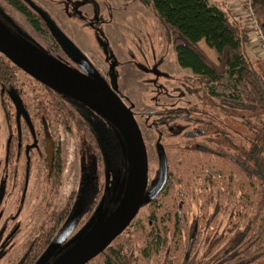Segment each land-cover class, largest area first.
<instances>
[{
    "label": "rangeland",
    "instance_id": "1",
    "mask_svg": "<svg viewBox=\"0 0 264 264\" xmlns=\"http://www.w3.org/2000/svg\"><path fill=\"white\" fill-rule=\"evenodd\" d=\"M31 1L54 21L52 26L44 25L42 33L36 32L24 15L6 0H0V15L46 52L52 50L54 37L62 35L60 41L75 57L70 65L73 68L77 66L76 62L81 65L87 63L88 55L84 52L85 48L66 37L63 29L72 33L82 27L92 30L97 27L99 37L105 41L101 40L108 57L107 65L90 66L107 80L119 97L122 95L140 125L148 152V189L160 176L161 150L165 151L171 191H162L154 200L143 205L118 243L112 242L109 247L118 249L124 243L126 248L121 254L126 255V251L133 254V264H168L171 260L176 263L184 258L191 231L197 228L198 236L192 254L199 262L207 260L210 243L214 241L219 246L225 241L236 224L243 221L238 218L241 211H253L256 206L254 200L260 197L257 195L260 184L248 185L242 178L244 185L236 186L234 173L231 169L222 168L223 160L218 155L207 156L187 148L201 143L214 148L221 143L220 147L234 153L238 150L234 142L241 144L244 136L250 134L251 123L248 127L241 117L244 111L226 110L220 100L208 92L212 89L217 94L228 95L233 91V82L225 77L221 84L201 83L190 69L181 67L173 48L171 31L144 0H72L74 4H70V10L73 7L83 10H78L80 15L73 16V19L62 4L58 5L53 0ZM97 6H100L99 13ZM92 11L97 12L95 17L91 16ZM77 18L81 20L74 21ZM76 34L79 36L77 31ZM80 39L84 40V37ZM91 46L93 52L98 51L93 44ZM17 74L31 105L36 99L49 101L55 96L50 89L38 85L34 87L35 79L23 70L17 69ZM29 78L31 84L27 81ZM67 104L75 108L76 125L70 134L59 127L67 143L63 148L66 182L61 188V201L73 188L78 191L79 182L85 180L91 182L93 199L90 211L77 222L75 233L79 235L87 222L104 210L116 178L124 175L125 149L121 134L90 107L69 99ZM245 114L254 125L259 124L260 119L255 115ZM54 123H57L56 119ZM3 125L4 112L0 102V127ZM171 126L173 129H170ZM197 130L203 131V134L200 135ZM96 153L99 158H96ZM190 158H194V162L200 159L204 164L192 171L184 162H189ZM85 164L96 174L90 177L81 174ZM240 177L238 180H241ZM125 179L124 175L117 195L124 189ZM84 200L82 196L83 203ZM180 204L183 211L176 212L175 208ZM157 215L163 220V226L150 224L155 216L157 219ZM175 215L182 217L185 224L176 232L167 222L174 220ZM260 224L264 227V216ZM102 261L96 259L92 264H102Z\"/></svg>",
    "mask_w": 264,
    "mask_h": 264
},
{
    "label": "flooded vegetation",
    "instance_id": "2",
    "mask_svg": "<svg viewBox=\"0 0 264 264\" xmlns=\"http://www.w3.org/2000/svg\"><path fill=\"white\" fill-rule=\"evenodd\" d=\"M6 1L24 15L25 20L36 32H44V25H54V21L50 16L42 8L40 9V7L34 5L31 0H24L26 3L23 0ZM53 1L58 5L62 4L63 9L72 19L73 16L80 15L79 11H83L75 7L70 10L68 7L71 3L74 4L72 0ZM107 3L109 4V2ZM82 4L86 3L83 2ZM21 6L25 7L27 12H24ZM97 9L99 13L100 6H97ZM96 13V11H92L91 16L95 17ZM0 19L8 25L10 30H14V34L30 41L9 22L8 24L2 15H0ZM75 20L79 21L81 19L77 18ZM63 32L67 38L79 47L85 48L84 52L88 55V59H86L88 64L81 65V63L76 62L77 66L75 68L70 66L74 63L72 60L75 57L60 41V36H62L60 34V36L54 37L52 50L48 53L82 75L90 77L94 73L100 75L91 66L96 67L102 65V63L107 65L106 58L108 57L103 49L104 43L102 42L105 41L99 37L97 27L94 30L82 27L72 33H68L63 29ZM81 36L84 37V40L80 39ZM91 44L97 47V52L91 50ZM123 62L125 63V61ZM30 77L35 79L34 87L38 85L50 89L55 92V96L49 98V101L41 98L36 99L35 103L31 105L26 89L18 81L17 91H14L21 98L23 107L18 109L16 106L10 95L12 89L7 90L10 98V113L8 116H6L1 103L4 112V125L0 127V264L54 263L79 237L93 226L97 215L101 213L99 212L95 217H92L79 235L75 233L79 218L89 212L93 205L90 180L79 182L78 191L73 188L67 197H64V201H61V188L66 182L64 178L66 162L64 161L63 148L67 143L65 137L61 136L59 127L61 126L66 133L70 134L76 125L75 108L71 104H67V99L84 102L65 95L50 86L48 87V85L31 75ZM104 80L107 82L106 79ZM27 81L31 84L30 78ZM2 92L4 93L5 90L0 87V102L2 101ZM120 96L122 97V95ZM122 100L126 101L123 97ZM99 116L118 132V129L107 119L101 115ZM55 119L57 123H54ZM170 129H173L172 126ZM87 145L90 146L88 142ZM95 155L96 158H99L97 153ZM83 168L81 174H84L85 177L96 174L95 171L92 173L86 167V164ZM124 175L126 178L127 174L124 173ZM124 175H120L121 178ZM114 190L115 184L108 200H106L107 202H105L103 211L107 209L110 213L111 205L120 202L124 189L119 195H117V191L116 194H113ZM82 196L85 199L84 203ZM182 220H180L179 225L184 226ZM150 224H152V221H150ZM46 228L49 229L46 230ZM196 230L197 228H195V232ZM150 238L152 244V234ZM126 252V257L129 259L126 264H133L134 255L128 253V251ZM149 252L151 255L152 245ZM102 264H105L104 260Z\"/></svg>",
    "mask_w": 264,
    "mask_h": 264
},
{
    "label": "trees",
    "instance_id": "3",
    "mask_svg": "<svg viewBox=\"0 0 264 264\" xmlns=\"http://www.w3.org/2000/svg\"><path fill=\"white\" fill-rule=\"evenodd\" d=\"M144 2L153 8L162 23L171 31L173 48L180 66L190 69L196 78L205 84H221L222 80L228 77L233 82V91L230 94H217L212 89L208 92L217 97L226 110L244 111L241 113L242 119L248 127L251 123L250 134L244 136V142L241 144L234 142L236 149L242 152L234 150V153H229L220 147L221 143H217L218 147L214 148L205 143L189 145L188 150L201 152L207 156L218 155L223 160V165L220 163L222 168L231 169L234 173L236 186L244 185L243 179L248 185L257 186L259 183L261 186V189L257 187V195L260 197L254 200L256 206L253 211H241L238 218L243 221L236 224L235 230L229 232L228 238L219 246L214 241L210 243V250L206 254L207 260L199 262L192 254L198 236L193 228L188 245L185 247L184 258L178 259L176 263L171 260L168 264H264V227L260 224L264 216V118L262 119L264 56L255 61L249 57L248 43L251 42L252 35L248 24L235 18L221 3L210 4L208 0H144ZM252 8L264 35V0H253ZM21 9L27 12L25 7L21 6ZM12 31L15 33L14 30ZM202 40H205L208 47L216 52L218 62L213 61L202 49L200 46ZM17 69L19 68L0 53V87L5 90L1 94V103L6 116L10 113V98L7 90L12 89L10 91L14 93L17 91L19 81ZM245 112L259 118V124L254 125L248 117L246 118ZM197 131L200 135L203 134V131ZM124 160V173L127 174L126 154ZM184 162L192 171L204 164L200 159L194 162V158ZM238 177L241 180H238ZM158 179L151 185L149 192L151 194L147 193L150 197L144 200L143 205L147 204L149 199L154 200L162 191H171L168 171L165 175L160 172ZM118 204L119 202L111 205L110 211L115 210ZM175 209L176 212L183 211L181 204ZM173 218L174 220L170 222L166 221L176 232L177 228L180 230L179 222L182 217L175 215ZM152 222L163 226L161 224L163 220L158 215L157 219L156 216L152 219ZM122 235L113 243H118ZM123 244L118 249L107 247L87 264H92L96 259L104 260L105 264H126L129 261L126 255H122V249L126 248Z\"/></svg>",
    "mask_w": 264,
    "mask_h": 264
},
{
    "label": "water",
    "instance_id": "4",
    "mask_svg": "<svg viewBox=\"0 0 264 264\" xmlns=\"http://www.w3.org/2000/svg\"><path fill=\"white\" fill-rule=\"evenodd\" d=\"M0 53L14 65L45 85L84 102L107 119L122 136L128 171L123 196L112 212L99 213L93 226L52 264H87L102 253L130 225L149 198L148 152L140 125L127 104L99 75H82L31 41L14 34L0 19ZM11 97L18 109L23 107L17 93ZM161 172H167L165 151L161 150ZM121 176L116 178L115 190ZM150 200V199H149Z\"/></svg>",
    "mask_w": 264,
    "mask_h": 264
},
{
    "label": "crops",
    "instance_id": "5",
    "mask_svg": "<svg viewBox=\"0 0 264 264\" xmlns=\"http://www.w3.org/2000/svg\"><path fill=\"white\" fill-rule=\"evenodd\" d=\"M210 4H217V3H221L223 5H225L230 13L235 17L240 19L242 22L246 23V16H245V10H244V0H208ZM253 33L251 32V35ZM253 38V36H252ZM204 41V42H202ZM200 41V46L202 47V49L208 53L209 57L213 60L216 61L217 60V56H216V52L209 48L208 45L206 44L205 40ZM204 43V44H203ZM203 44V45H202ZM206 49H205V48ZM209 48V49H208ZM212 54L215 56L213 57ZM248 55L252 60H256L259 57H263L264 54L261 50V47L259 46V43L254 39L253 41L251 40V42L248 43ZM187 69V68H186Z\"/></svg>",
    "mask_w": 264,
    "mask_h": 264
},
{
    "label": "built area",
    "instance_id": "6",
    "mask_svg": "<svg viewBox=\"0 0 264 264\" xmlns=\"http://www.w3.org/2000/svg\"><path fill=\"white\" fill-rule=\"evenodd\" d=\"M252 4L253 0H244V10L245 16L247 18L246 23L248 24L250 32L253 33L252 36L259 43V46L261 47V50L264 54V35L261 31V27L257 21V18L254 15ZM254 38H252V41Z\"/></svg>",
    "mask_w": 264,
    "mask_h": 264
}]
</instances>
